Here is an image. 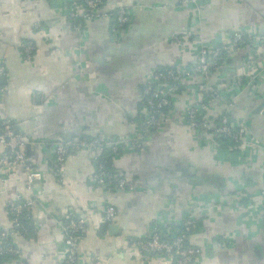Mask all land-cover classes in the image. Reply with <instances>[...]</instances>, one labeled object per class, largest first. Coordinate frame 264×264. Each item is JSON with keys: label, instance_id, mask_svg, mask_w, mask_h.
<instances>
[{"label": "crops", "instance_id": "1", "mask_svg": "<svg viewBox=\"0 0 264 264\" xmlns=\"http://www.w3.org/2000/svg\"><path fill=\"white\" fill-rule=\"evenodd\" d=\"M73 1L0 0V117L23 133L31 144L25 147L30 164L44 175L33 194L23 168L4 184L9 174L0 143V229L12 228L10 202L36 199L32 233L9 238L25 264H64V224L76 216L87 226L80 264H174L166 256L148 258L132 245L149 237L163 212L196 220L189 237V245L202 249L196 264H264L263 46L246 45L225 57L212 74L214 85L245 75L246 60L255 56V86L245 81L224 89L206 114L216 119L227 114L246 125L256 148L223 146L187 125L201 78L173 95L158 129L144 134L142 126L144 90L157 82V71L191 65L204 45L228 41L235 31H264V0H105L103 12L128 11L127 25L119 28L101 16L86 22L83 32L68 18ZM24 41L35 45L32 57L25 56ZM97 136L124 141L143 136V148L127 143L111 163L116 174L138 181L142 190L96 185L98 155L90 148L56 166L59 140ZM110 206L117 216L108 222Z\"/></svg>", "mask_w": 264, "mask_h": 264}, {"label": "built area", "instance_id": "2", "mask_svg": "<svg viewBox=\"0 0 264 264\" xmlns=\"http://www.w3.org/2000/svg\"><path fill=\"white\" fill-rule=\"evenodd\" d=\"M105 0H85V4L89 11H84L76 5V1L66 9L69 20L74 24L76 30L83 32L84 26L77 20H94L95 18L104 16L113 20L117 27L124 28L128 21L129 15L125 8H118L114 11L103 12L101 7ZM193 0H182L183 3H190ZM41 25H37L40 28ZM255 45L262 47L264 55V31H250L247 29L238 30L228 41L220 44L204 45L198 53L196 61L189 66H184L178 71L168 70L158 72L155 75L158 84L156 86H147L144 90V110L145 117L143 121L144 134L152 133V129H158L163 120V109L169 108L172 104V97L178 93L180 86L186 85L188 82H194L201 78V84L196 86L194 90L198 91V104L190 107L186 116V123L192 128L194 133L200 137L218 139L221 137L231 138L239 147L247 146L256 148L258 143L251 137V133L246 125L239 122H233L227 114L221 115L219 118L207 117V111L210 103H205L207 94H211L213 99L220 97L224 89L245 84L255 86V74L259 70L255 56L246 60L245 75L234 76L221 85L212 83L213 72L222 65L225 55L233 53L236 49L246 46ZM21 48L26 57H32L36 50L35 45L31 41H24ZM253 70V72H251ZM4 74V68L0 67V75ZM245 76V77H243ZM186 88V87H185ZM143 136L135 137L129 141L106 139V145L113 146L117 149L120 144L130 143L136 149L143 148ZM100 140L87 141L81 137L74 140L61 139L56 143V166H61L69 155L81 150L82 148H90L97 154L103 149L99 147ZM0 143L4 147V153L1 157L3 168L8 171V177L4 179V184L9 183L12 179H17L19 169L25 171L26 188L30 193H34V187L37 183L44 179V175L34 169L30 164V157L26 154L25 147L27 139L21 131L18 130L13 121L7 117H0ZM93 182L105 189L136 192L143 189V186L130 178H126L120 174L109 176L101 164L96 170ZM16 199L20 200V197ZM263 199V221H264V190L262 191ZM36 203L34 196L25 200V203H19L14 207V218L12 220L13 230L4 231L0 229V257L8 255L16 257L13 264H25L21 257L20 250L11 244L6 246L2 242L8 241L10 237L20 234L22 224L18 216L23 210H32ZM117 216L116 208L110 206L106 209L105 219L111 222ZM159 226L153 227L150 237L134 241L133 246L137 247L146 257L166 256L169 257L174 264H196L198 258L202 254L200 247L189 245V237L196 226V220L191 215H185L176 219L170 213L163 212L159 217ZM87 231L86 222L78 217H70L69 221L64 224L65 242L68 247V253L64 260V264H76L79 261V243ZM1 262V258H0Z\"/></svg>", "mask_w": 264, "mask_h": 264}, {"label": "trees", "instance_id": "3", "mask_svg": "<svg viewBox=\"0 0 264 264\" xmlns=\"http://www.w3.org/2000/svg\"><path fill=\"white\" fill-rule=\"evenodd\" d=\"M75 1H76V5L79 6L81 9H83L84 11H89V9H87V6L85 4V0H75ZM73 2H71L68 5V7H70ZM104 3H105V1H104ZM104 3L102 5L101 9L105 5ZM77 22L81 23L82 26H85L86 22H88V20L85 21L82 18H79L77 20ZM226 56H228V55L223 56L224 59H225ZM168 70L178 71V69L175 68V67H163V68L159 69L157 71V73L158 72L168 71ZM157 84H158V81L157 82H153V83H151L148 86H153L154 87ZM183 89H185V85L180 86L178 92L182 91ZM212 99H213L212 95L211 94H207L206 97H205V103H210V101H212ZM143 103H144V99H143ZM166 111H167V108L163 109V111H162L163 116L166 113ZM155 130L156 129H152V132H154ZM74 139H72V140H74ZM81 139H85V140L90 141V142L95 141V140H100L101 141L100 144H99V147H102L103 149L100 151V153L97 154L98 156L95 159V165H96V167L98 169V167L101 164H103L104 168H105V171H106V173L109 176L115 175L116 173L114 172V170H113V168L111 166L112 159H113V157H115L118 154H120V152H123V148L125 147V144L124 143L120 144L119 147L115 150V149H113V146L104 144L106 139H110V138H101V137L97 136V137H92V138L81 137ZM215 140L219 141L223 146H228L229 144H231V142L236 144L229 137H221V138H218V139H215ZM19 203H25V199H20V200L15 199L14 201L10 202V204L8 205L7 209H8V213L10 214L9 216H10L11 220H13V218L15 217L14 216V207L17 204H19ZM18 219H19V221L22 224V230H21V233L19 235L26 236V237L29 236L32 233V230L34 228V223H33L34 221H33L32 211L23 210L22 214L18 216ZM68 221H69V219L67 221H65V223L68 222ZM158 224L159 223H155L153 225V227L159 226ZM106 226H107V224H105V227ZM153 227H152V230H153ZM12 230H13V224H12V228H11L10 231H12ZM84 235H82V238L84 237ZM150 235H151V233H150ZM150 235H149V237H150ZM2 244L6 245V246H9V245H11L13 243L11 242V240L8 239V241L4 240L2 242ZM0 258H1L0 264H5L8 261H13V260L17 259L16 257H12V256H8V255H2ZM76 264H80L79 261ZM91 264H95V262H92Z\"/></svg>", "mask_w": 264, "mask_h": 264}, {"label": "water", "instance_id": "4", "mask_svg": "<svg viewBox=\"0 0 264 264\" xmlns=\"http://www.w3.org/2000/svg\"><path fill=\"white\" fill-rule=\"evenodd\" d=\"M260 111L264 112V104L259 108ZM31 144H27V148H30Z\"/></svg>", "mask_w": 264, "mask_h": 264}]
</instances>
